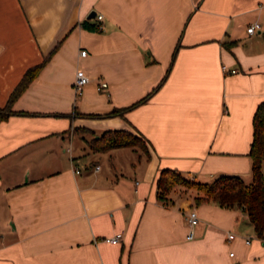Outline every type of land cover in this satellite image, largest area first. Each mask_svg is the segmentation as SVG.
Returning a JSON list of instances; mask_svg holds the SVG:
<instances>
[{
	"label": "crops",
	"instance_id": "1",
	"mask_svg": "<svg viewBox=\"0 0 264 264\" xmlns=\"http://www.w3.org/2000/svg\"><path fill=\"white\" fill-rule=\"evenodd\" d=\"M38 67L0 120V264H264L246 212L157 186L164 169L252 181L264 0H0V109ZM114 130L141 145L98 150Z\"/></svg>",
	"mask_w": 264,
	"mask_h": 264
},
{
	"label": "trees",
	"instance_id": "2",
	"mask_svg": "<svg viewBox=\"0 0 264 264\" xmlns=\"http://www.w3.org/2000/svg\"><path fill=\"white\" fill-rule=\"evenodd\" d=\"M175 56V54H174ZM38 68L30 70L22 83L11 95L6 108L0 109V120H3L15 112L12 104L20 93L28 86L38 72ZM167 77V75H166ZM166 77L158 87L148 96L127 108L115 109L105 116H123L125 113L140 104L146 102L149 97L164 83ZM88 117H102V115L90 114ZM254 135L251 144L250 156L252 158V181L246 183L240 176L222 175L212 183H198L185 179L180 173L164 169L157 181L159 198L167 200L168 194L175 185L194 187L202 192L195 198L196 203H215L224 208H239L247 213L248 218L259 239L264 241V101L258 106L253 119ZM98 150H108L114 147L137 146L141 144L139 138L125 130L106 131L100 140Z\"/></svg>",
	"mask_w": 264,
	"mask_h": 264
},
{
	"label": "built area",
	"instance_id": "3",
	"mask_svg": "<svg viewBox=\"0 0 264 264\" xmlns=\"http://www.w3.org/2000/svg\"><path fill=\"white\" fill-rule=\"evenodd\" d=\"M99 19H102L103 16L102 15H99L98 16ZM98 28L101 30L102 29V25H99ZM260 28V24L259 23H254L253 25H251L247 31L248 33H253L255 32L257 29ZM87 54V51L86 50H83L81 51V56H85ZM223 70L225 73L228 72V68L226 66H223ZM231 73L233 74H236L237 73V70H231L230 71ZM91 81V78L85 74L83 71H78L76 73V76H75V81H74V88H75V91L78 93V94H81L84 87ZM108 86V84L106 82H100V89H103V88H106ZM99 168V166L97 167ZM77 172H79V170H77ZM187 221H188V225H189V228H190V231H189V234H188V239H193L194 238V229L195 227L199 224L200 222V217H199V214H198V211L196 208H193L189 211L188 215H187ZM235 235L234 234H228V239L229 240H233L235 239ZM122 239V234H117L113 237H110V238H106L105 241L108 242V243H112V244H116V243H119ZM250 239H247L246 240V243L247 244H250ZM231 255L233 256V253H231Z\"/></svg>",
	"mask_w": 264,
	"mask_h": 264
},
{
	"label": "water",
	"instance_id": "4",
	"mask_svg": "<svg viewBox=\"0 0 264 264\" xmlns=\"http://www.w3.org/2000/svg\"><path fill=\"white\" fill-rule=\"evenodd\" d=\"M95 15H96V13H95V12H93V13H91V14H90V16H89V17L91 18V17H94Z\"/></svg>",
	"mask_w": 264,
	"mask_h": 264
},
{
	"label": "rangeland",
	"instance_id": "5",
	"mask_svg": "<svg viewBox=\"0 0 264 264\" xmlns=\"http://www.w3.org/2000/svg\"><path fill=\"white\" fill-rule=\"evenodd\" d=\"M141 141V140H140ZM141 143H142V141H141ZM141 145V144H140Z\"/></svg>",
	"mask_w": 264,
	"mask_h": 264
}]
</instances>
